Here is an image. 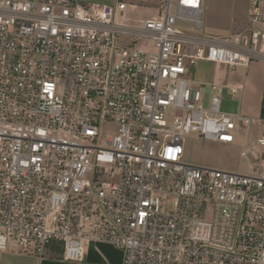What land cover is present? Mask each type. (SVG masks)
Returning <instances> with one entry per match:
<instances>
[{"label": "built area", "instance_id": "2783aa9c", "mask_svg": "<svg viewBox=\"0 0 264 264\" xmlns=\"http://www.w3.org/2000/svg\"><path fill=\"white\" fill-rule=\"evenodd\" d=\"M156 1L134 26L115 20L122 0H0V250L81 261L100 241L123 264H264V112L220 108L241 89L228 68L264 64V0L224 37L185 32L205 0ZM200 60L215 70L195 85ZM239 121L260 128L241 152L252 173L183 161L186 134L232 144Z\"/></svg>", "mask_w": 264, "mask_h": 264}, {"label": "rangeland", "instance_id": "374dc122", "mask_svg": "<svg viewBox=\"0 0 264 264\" xmlns=\"http://www.w3.org/2000/svg\"><path fill=\"white\" fill-rule=\"evenodd\" d=\"M93 3L98 8L105 4H114L117 0H84ZM128 8L124 16H116L118 23L126 25L143 26L146 19L161 13L162 3L156 0H122ZM250 0H205L203 8V27L196 29L192 25H186V33L201 37H224L243 32L250 27L248 10ZM129 40L130 38L125 37ZM123 40V39H122ZM136 47L153 49V45L147 39L137 41ZM215 66L212 62L200 60L186 75L195 80V85L200 82H208L212 79ZM229 80H236L244 73L243 66L229 67L227 70ZM204 109H210L213 91L210 86L201 88ZM221 111L229 113H246L245 102L241 92L233 95L228 90L221 94ZM105 137L114 131L113 126L105 125ZM260 136V128L257 125L246 127L238 122L235 131V142L222 143L213 139H206L197 132H190L184 136L185 163L216 169H223L239 173H252L250 161L241 156V152L247 144H256Z\"/></svg>", "mask_w": 264, "mask_h": 264}, {"label": "crops", "instance_id": "0c3cea01", "mask_svg": "<svg viewBox=\"0 0 264 264\" xmlns=\"http://www.w3.org/2000/svg\"><path fill=\"white\" fill-rule=\"evenodd\" d=\"M243 67L242 76L236 80H229L227 73L225 82L241 88L238 93L241 92V97L244 99L245 114L258 117L264 112V64L254 62ZM55 248H51L44 257L0 250V264H123L124 261V253L121 249L100 241L85 242L84 256L81 261H66L62 259V254L58 256L54 252Z\"/></svg>", "mask_w": 264, "mask_h": 264}, {"label": "trees", "instance_id": "16d2710c", "mask_svg": "<svg viewBox=\"0 0 264 264\" xmlns=\"http://www.w3.org/2000/svg\"><path fill=\"white\" fill-rule=\"evenodd\" d=\"M56 254H58V256L62 254V248L61 247H58V248H55V251H54ZM54 253V254H55Z\"/></svg>", "mask_w": 264, "mask_h": 264}]
</instances>
